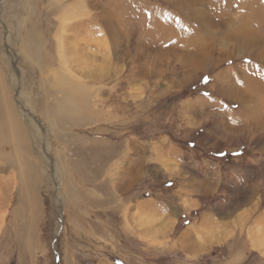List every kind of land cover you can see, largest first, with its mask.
Listing matches in <instances>:
<instances>
[{
	"label": "rangeland",
	"instance_id": "obj_1",
	"mask_svg": "<svg viewBox=\"0 0 264 264\" xmlns=\"http://www.w3.org/2000/svg\"><path fill=\"white\" fill-rule=\"evenodd\" d=\"M0 87L33 161L0 148V264H264V0H0Z\"/></svg>",
	"mask_w": 264,
	"mask_h": 264
},
{
	"label": "bare ground",
	"instance_id": "obj_2",
	"mask_svg": "<svg viewBox=\"0 0 264 264\" xmlns=\"http://www.w3.org/2000/svg\"><path fill=\"white\" fill-rule=\"evenodd\" d=\"M253 89L257 90L258 87L257 88L253 87ZM261 89L264 92V89L263 88ZM261 89L259 90L260 92L262 91ZM62 93H63L62 99L57 98L55 101L57 102V104H55V102H53L52 105L50 106L47 104H44L41 113L44 116L54 114L57 121L62 124L63 123H69L71 125L79 124L82 118L75 117L74 114L77 113L79 109L81 110L83 109L84 111L85 108L87 107V104H85V102H87L86 94L83 92L80 93L76 86L62 90ZM254 105L255 104H253L252 106L250 105L246 106L247 107L246 110H243L242 113L244 115H247L246 117H249V118L251 116L252 117H260L262 115L264 116V112H263L264 109H262L260 106L257 108ZM17 107L19 110V106ZM17 107L15 106V101H13L10 95V92H8L7 88L0 87V148L2 147V144L4 143V141L5 143H8V142L10 143L8 144L11 146V148H10V151L7 153H8V157L10 158V160L14 159V161L11 163H12V168H15V167L17 168L15 176L17 178L19 176V180L21 179L20 180L21 183L30 184L32 182L30 178L32 175L33 161L31 159L32 154L30 155L31 157L28 154H30L31 152V147L25 141L26 129L23 126L20 115H18L19 111L18 113L16 111ZM22 110L20 109V112ZM262 127H264V125ZM72 141H75V142L77 141L76 142L77 144H80L82 142L80 139L76 138L75 136L74 138H72ZM94 144L95 145H93L92 147L93 149L90 151L88 155H86L87 154L86 151L83 153L81 148H77L78 146H76L74 149V151H77L75 153L78 155L77 160L74 162L75 170L81 178H84L88 181H93L100 175L102 165L105 164V161H108L110 158H112L116 152L115 147L113 148L111 146L110 147L103 146V148H101L102 146L100 147V143L97 140H95ZM89 160H94V161L98 160V162H100L101 165L99 167H96V169H94L93 171L87 170L85 166ZM22 187L18 189V194H20V196H18L17 198L20 201L22 200V198L29 196V193L25 194L22 192L23 191ZM25 187L27 186L25 185Z\"/></svg>",
	"mask_w": 264,
	"mask_h": 264
},
{
	"label": "crops",
	"instance_id": "obj_3",
	"mask_svg": "<svg viewBox=\"0 0 264 264\" xmlns=\"http://www.w3.org/2000/svg\"><path fill=\"white\" fill-rule=\"evenodd\" d=\"M262 218V220H261ZM264 215H262L261 217V214L259 215V217L257 218V224L259 223H262L264 225ZM256 222V221H255ZM259 227L255 230H251V241L252 243H254V245H257V247L259 246L258 244H261V241H262V244H264V227H262V225H258ZM261 232V233H260ZM264 246V245H263ZM259 247H262V246H259ZM264 248V247H263Z\"/></svg>",
	"mask_w": 264,
	"mask_h": 264
}]
</instances>
